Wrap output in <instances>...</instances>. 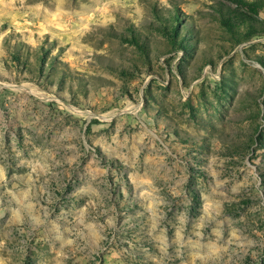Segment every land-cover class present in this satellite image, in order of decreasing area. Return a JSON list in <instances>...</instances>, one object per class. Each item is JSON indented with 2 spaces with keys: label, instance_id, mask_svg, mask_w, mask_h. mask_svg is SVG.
I'll return each mask as SVG.
<instances>
[{
  "label": "rangeland",
  "instance_id": "1",
  "mask_svg": "<svg viewBox=\"0 0 264 264\" xmlns=\"http://www.w3.org/2000/svg\"><path fill=\"white\" fill-rule=\"evenodd\" d=\"M0 264H264V0H0Z\"/></svg>",
  "mask_w": 264,
  "mask_h": 264
}]
</instances>
